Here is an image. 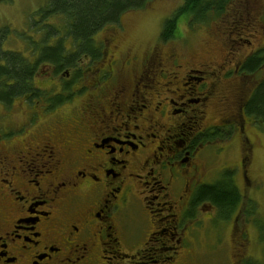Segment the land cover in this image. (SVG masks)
<instances>
[{
  "label": "flooded vegetation",
  "instance_id": "flooded-vegetation-1",
  "mask_svg": "<svg viewBox=\"0 0 264 264\" xmlns=\"http://www.w3.org/2000/svg\"><path fill=\"white\" fill-rule=\"evenodd\" d=\"M118 25L77 62L71 48V63L40 64L32 99L0 101L32 107L25 124L0 127V264H214L198 253L205 206L209 225L230 223L226 264H264L248 253L245 207L225 219L198 200L215 182L210 159L236 141L232 169L250 180L249 129L260 126L246 107L263 78L248 61L264 59V45L217 63L162 48L178 37L135 51ZM42 65L49 87L37 82Z\"/></svg>",
  "mask_w": 264,
  "mask_h": 264
},
{
  "label": "rangeland",
  "instance_id": "rangeland-1",
  "mask_svg": "<svg viewBox=\"0 0 264 264\" xmlns=\"http://www.w3.org/2000/svg\"><path fill=\"white\" fill-rule=\"evenodd\" d=\"M50 1L0 0V36H4L1 49L18 52L34 60L31 52L42 48V40L50 30L54 36L50 43L55 44L59 37L66 36L63 44L70 50L72 41L67 39L62 29L65 27L66 19L63 16H43V9ZM183 2L184 0H152L144 9L124 13L118 25L122 30L121 40L129 41L133 49L138 52L156 44L161 37L165 20L174 15ZM260 24L264 25V0H232L223 15L205 23L193 22L188 15H181L177 29L179 37L175 41L162 43L161 46L168 51L174 45L184 53L186 58H189L188 54H191L195 59L206 57L212 58L211 60L217 63L225 60L227 62L233 56L231 51L237 58H242L252 49L264 45V31ZM56 28L63 30L58 37ZM110 31L113 32V28L107 29L106 32ZM236 32H241V34H236ZM232 35H234L233 38L238 37V42L234 41L235 44L231 40ZM250 40L252 44L249 43ZM236 47L238 50H235ZM48 71L49 66L42 65L37 75V82L39 84L41 82L45 87L51 85L48 82L49 75L45 76ZM253 75L256 79L264 78V63ZM31 108H28L22 99H16L13 106L8 109L0 104V127L7 126L9 123L11 125L25 124L30 116L28 112ZM212 115L216 116V112L213 111ZM249 130L256 146L254 163L248 171L250 180H244L237 173L236 183L240 186L244 200V204L240 203L239 206L245 207V210L244 208L242 210L247 216L244 226L248 227L247 232L250 237L248 253L254 255L255 259H262L264 258V128L256 129L251 126ZM228 143L229 140L224 145ZM213 149L208 147L205 156L212 155ZM238 152L239 146L236 141L228 148L226 155L221 153L220 161L217 160L219 157L210 159V171L206 170L208 171L206 181L219 179L221 167L232 168L237 165ZM214 167L218 169L213 171ZM208 211L209 208L206 206L201 208L202 224L205 225L202 228L206 229V233L203 231L199 235L202 247H198V253L202 259H210L214 264H226V261L229 262L228 256L232 254V248L227 242L230 235V223L221 225L217 220L215 225L218 227L209 225L213 221L208 218Z\"/></svg>",
  "mask_w": 264,
  "mask_h": 264
},
{
  "label": "trees",
  "instance_id": "trees-1",
  "mask_svg": "<svg viewBox=\"0 0 264 264\" xmlns=\"http://www.w3.org/2000/svg\"><path fill=\"white\" fill-rule=\"evenodd\" d=\"M152 0H51L43 9V16H63L66 19L62 29L67 39L72 41V54L75 62L82 54L93 52L96 35L107 25L120 23L122 15L128 11L144 9ZM232 0H184L174 15L168 17L163 26L161 37L164 40L179 37L178 19L186 14L191 21L205 23L223 15ZM35 24V23H34ZM61 28V26H59ZM63 30L56 28V35ZM177 34V35H176ZM0 36V101L11 103L13 97L32 99L37 95L35 89L36 74L42 63H55L64 66L71 63L69 49L63 44L65 37H59L55 44L48 30L42 40V48L31 52L35 59L24 57L18 52L4 51ZM264 59L253 57L248 61L250 71L260 68ZM33 104V100L31 101ZM246 112L264 128V78L256 87L247 102ZM236 170L228 168L212 184L201 188L198 200H209L218 207L219 218L229 219L236 213L240 203L244 202L243 193L236 183ZM252 205V204H251ZM253 207V206H252Z\"/></svg>",
  "mask_w": 264,
  "mask_h": 264
}]
</instances>
